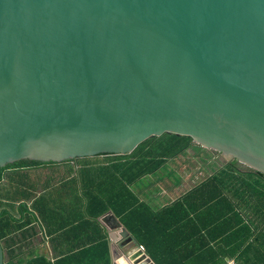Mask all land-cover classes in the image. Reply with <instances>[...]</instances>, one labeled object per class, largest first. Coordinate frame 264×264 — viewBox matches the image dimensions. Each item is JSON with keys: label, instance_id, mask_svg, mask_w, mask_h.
<instances>
[{"label": "water", "instance_id": "95a60500", "mask_svg": "<svg viewBox=\"0 0 264 264\" xmlns=\"http://www.w3.org/2000/svg\"><path fill=\"white\" fill-rule=\"evenodd\" d=\"M163 134L264 174V0H0V169ZM101 221L113 264H155Z\"/></svg>", "mask_w": 264, "mask_h": 264}, {"label": "trees", "instance_id": "16d2710c", "mask_svg": "<svg viewBox=\"0 0 264 264\" xmlns=\"http://www.w3.org/2000/svg\"><path fill=\"white\" fill-rule=\"evenodd\" d=\"M219 157L223 155L201 147L189 136L163 134L147 139L132 154L125 156L99 155L62 162L24 159L7 164L0 169V242L4 257L5 252L9 254V244L15 243L14 234L17 230L22 232L26 226L14 223V204L17 203L14 199L25 195L32 198L37 192L46 191L59 182L60 185L54 189L56 193L71 194L86 201L89 205L87 210L94 217L98 218L112 211L134 236L136 243L158 264H161L160 258H175L182 254V251L176 253L174 250H161L160 247V243L165 242L164 238L168 237L165 230L164 234H160V226L167 225L168 214L172 211L182 214L181 219L173 220V227L186 222L185 216L190 217V214L201 210L223 211L226 215L250 210L257 216L264 215V174L240 164L236 159L228 160L223 157L221 161ZM217 161L221 162L219 166ZM168 165L179 170L189 165L191 169L197 168V172H201L187 176L192 186L186 191V205L177 201L155 211L151 205L141 200L132 186L148 176L161 175L162 170L166 172L167 180L175 178L173 180L181 183L176 177V171L169 170ZM11 170L32 171L37 179L33 183L29 182V189L33 192L24 190L15 183L13 177L5 174ZM47 171L48 180H40L43 178L41 175ZM21 212H24L23 208ZM245 225V219L241 217V226Z\"/></svg>", "mask_w": 264, "mask_h": 264}, {"label": "crops", "instance_id": "0c3cea01", "mask_svg": "<svg viewBox=\"0 0 264 264\" xmlns=\"http://www.w3.org/2000/svg\"><path fill=\"white\" fill-rule=\"evenodd\" d=\"M31 173L29 170L5 172L24 190L32 191L29 182L37 179ZM41 176L44 179L40 180H48V171ZM162 180L159 174L148 176L134 183L132 189L155 211L177 201L186 205V191L192 186L191 180L186 185L181 181L169 187L171 182L166 179L163 188L156 189ZM58 185L39 191L32 198L25 195L14 199L17 200L14 223L26 226L22 232L17 230L14 234L15 243L9 244L4 264H113L112 241L101 221L102 216L94 217L87 210L86 201L79 197L56 193L54 189ZM22 208L24 212H21ZM181 215V212L172 211L168 214L167 225L161 223L160 234L166 231L168 237L160 247L176 253L182 251V254L175 258H160L161 264H264L263 214L257 216L249 210L226 215L223 211L201 210L190 217L185 216L186 222L173 227V220L178 221ZM241 217L245 219V227L241 226Z\"/></svg>", "mask_w": 264, "mask_h": 264}, {"label": "rangeland", "instance_id": "374dc122", "mask_svg": "<svg viewBox=\"0 0 264 264\" xmlns=\"http://www.w3.org/2000/svg\"><path fill=\"white\" fill-rule=\"evenodd\" d=\"M223 157H219V160H221V161H223ZM218 163H217V165L219 166L220 164H221V162L220 161H217ZM199 164L200 163H198V165H197V167L199 168ZM211 165V164H210ZM172 167V168H171ZM176 167L175 166H173V165H168V169L169 170H175L176 171V173H177V176L176 177H178L181 181H183L184 182V185H186V184H188L189 182H190V180L188 179V175L189 174H191V173H194V174H198V173H200V172H197L198 171V169L197 168H195V169H191L190 167H189V165H187V166H184L181 170H179V169H175ZM217 170V169H216ZM209 173H211V171H209ZM160 175V174H159ZM162 177H163V180H162V183H160L159 185H157V187L155 186V188L156 189H161V187L162 186H164V181H167L166 180V176H167V174H166V172H164L163 170H162ZM160 175V176H161ZM211 175V174H210ZM173 179H175V178H173ZM173 179H170V181H171V183H169V187H171V186H174V184H176L177 182L175 181V180H173ZM163 188V187H162Z\"/></svg>", "mask_w": 264, "mask_h": 264}]
</instances>
